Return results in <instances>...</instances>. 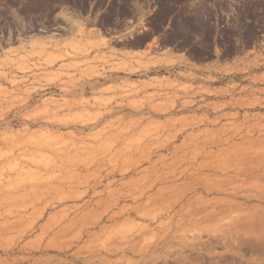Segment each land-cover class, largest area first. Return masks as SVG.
Segmentation results:
<instances>
[{"label":"rangeland","instance_id":"rangeland-1","mask_svg":"<svg viewBox=\"0 0 264 264\" xmlns=\"http://www.w3.org/2000/svg\"><path fill=\"white\" fill-rule=\"evenodd\" d=\"M76 1L0 50V264H264V0Z\"/></svg>","mask_w":264,"mask_h":264},{"label":"flooded vegetation","instance_id":"flooded-vegetation-1","mask_svg":"<svg viewBox=\"0 0 264 264\" xmlns=\"http://www.w3.org/2000/svg\"><path fill=\"white\" fill-rule=\"evenodd\" d=\"M63 2L69 5H61ZM76 7V0H0V50L65 37L59 14L67 8L66 12L75 16Z\"/></svg>","mask_w":264,"mask_h":264},{"label":"crops","instance_id":"crops-1","mask_svg":"<svg viewBox=\"0 0 264 264\" xmlns=\"http://www.w3.org/2000/svg\"><path fill=\"white\" fill-rule=\"evenodd\" d=\"M121 32L119 33H106V32H93L92 33V37L91 39L93 40H100L102 38H106L108 40V44L110 45V47H113L117 50V54L119 56H122V53H127L129 52L130 54L133 53H138V52H144L148 49V44L144 46V48L138 50V49H127V48H121L116 46V44L118 42H121V37H120ZM67 39L71 38L72 36L68 35L66 36ZM115 45V46H114ZM23 45L17 46V47H13V49H18L21 50L23 49ZM10 49V48H9ZM180 55V54H179ZM121 76V74H117L116 72L113 73H107V81L105 83H103L100 79H89V80H84L83 82L79 83V89L76 91V93H71L69 95H67L65 98L70 100V99H80L81 97L83 98H92L93 92H97L99 90H101L104 87H107L109 85H115L118 84L120 81L117 80V78H119ZM112 80V81H111ZM110 81V82H108ZM61 96V95H60Z\"/></svg>","mask_w":264,"mask_h":264},{"label":"bare ground","instance_id":"bare-ground-1","mask_svg":"<svg viewBox=\"0 0 264 264\" xmlns=\"http://www.w3.org/2000/svg\"><path fill=\"white\" fill-rule=\"evenodd\" d=\"M82 22V21H81ZM81 22L80 21H76V22H74L79 28H80V30L81 31H83V26L81 25ZM52 58V57H51ZM50 60V59H49ZM55 61L54 59H51V63L50 64H52L53 63V61ZM134 72V71H133ZM88 75V74H87ZM86 75V76H87ZM93 76V75H92ZM90 78V77H89ZM249 246L253 249V250H256V251H260V250H264V243H260V245L259 244H254V243H250L249 244Z\"/></svg>","mask_w":264,"mask_h":264}]
</instances>
